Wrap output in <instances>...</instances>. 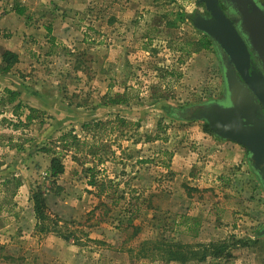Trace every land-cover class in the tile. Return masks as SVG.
Here are the masks:
<instances>
[{
  "label": "rangeland",
  "instance_id": "rangeland-1",
  "mask_svg": "<svg viewBox=\"0 0 264 264\" xmlns=\"http://www.w3.org/2000/svg\"><path fill=\"white\" fill-rule=\"evenodd\" d=\"M9 2L28 7L22 23L33 11L34 33L0 30V41L12 39L25 49L11 70L19 98L0 104V264H180L140 258V244L155 240L230 246V257L186 264H264V189L248 153L194 118L225 98L218 49L191 24L204 7L197 0ZM69 7L83 15L64 14ZM176 12L191 19L168 28ZM72 19L67 42L52 37L54 25ZM202 38L211 42L208 51L177 50ZM231 81L242 89L236 73ZM110 98L123 102L110 105ZM17 104L21 109L13 112ZM29 108L41 117L17 126ZM117 116L137 124L130 128L136 134L110 137L103 165L86 156L88 146L74 155L57 143L70 130L82 139V125ZM44 149L64 165L53 183ZM93 166L105 186L88 185L84 169ZM13 177L18 186L4 184ZM37 189L46 200L48 232L35 228L31 197Z\"/></svg>",
  "mask_w": 264,
  "mask_h": 264
},
{
  "label": "water",
  "instance_id": "water-1",
  "mask_svg": "<svg viewBox=\"0 0 264 264\" xmlns=\"http://www.w3.org/2000/svg\"><path fill=\"white\" fill-rule=\"evenodd\" d=\"M225 1L240 16V28L246 35L248 48L232 21L220 9L218 0H197L209 14V18L196 14L191 19V24L216 45L221 60L223 56L227 57L222 63L224 100L229 104H208L198 110L194 118L205 121L217 137L238 144L246 150L264 189V167L261 168L264 164V126L263 121L258 120V115L264 111V75L248 74L250 53L264 71V6L256 0ZM233 68L255 98L243 86L238 90L235 81H231L235 73Z\"/></svg>",
  "mask_w": 264,
  "mask_h": 264
},
{
  "label": "trees",
  "instance_id": "trees-1",
  "mask_svg": "<svg viewBox=\"0 0 264 264\" xmlns=\"http://www.w3.org/2000/svg\"><path fill=\"white\" fill-rule=\"evenodd\" d=\"M12 10L18 16L23 15V8L20 7L18 4L13 5ZM174 17L171 21L167 22L168 28H176L179 25H182L189 21L191 18L183 13V12H176L171 13ZM87 31L92 32L95 36L99 34L93 32L92 29L87 28ZM48 33L50 32L47 29ZM54 38L49 39L51 44H54ZM92 44H99V41L95 39L91 41ZM211 47V42L207 38H202L197 40L196 42H185L181 44L180 47L177 49L179 52L189 55L191 53H197L199 51H208ZM18 63V57L16 54L5 51L0 56V74L6 75L10 73L12 68ZM18 99V93L3 89L0 91V104L3 106L13 104ZM120 100L116 99H109L108 104L115 105L121 104ZM21 109L20 104H17L13 108V112L19 111ZM35 109L29 108L28 114L24 117V122H18L17 126L28 127L33 120H38L41 115ZM18 116V115H17ZM19 117V116H18ZM131 127H137V124L128 122L127 120L121 117H115L113 120L109 121H96L92 123H86L82 125L81 132L84 135V138L79 139L75 134L74 130H70L67 133L62 134L58 139L57 143H60L62 149H71L73 154L81 153V148L84 146H88V151L86 152V156H90L93 160H97L100 165H103L106 161H108V157H106L107 152H102L105 149H109L108 141L111 140L113 143L114 140L110 137H114L115 134H118L121 138H127L128 140L132 139V136L136 134V131L130 130ZM205 131L207 133H211V131L205 126ZM89 137L92 141V144H88L85 140ZM117 139V138H115ZM111 144V143H110ZM45 153L51 155L49 170H48V179L54 182V180L63 174L64 172V165L62 163L61 158L58 156L54 150L44 149ZM111 156H115L114 152H110ZM170 157V156H169ZM104 162V163H103ZM98 169L96 166L93 168H85L84 173H89V186H95L96 184H100V186H105V184L100 183L96 179V175L99 174ZM103 172V170H102ZM15 183V186L19 185V182L16 178H12V180H6L4 184L8 183ZM111 184V183H110ZM113 185V184H111ZM32 202V210L34 214V218L36 220L35 228L39 232H48L49 229L46 226L45 221L48 220L47 217V205L46 200L43 193L37 189L35 192L32 193L31 197ZM57 236H60L64 240H68L69 236L62 235L59 231L53 230ZM230 246L228 245L227 241H215L209 242L206 244H196L195 246L187 245V244H176L172 242H166L162 240H155V241H145L140 244L138 249V256L140 258L146 257H153L156 261H161L164 263H180L186 264L188 262H196V263H204L208 258L219 259L222 257H230L229 253Z\"/></svg>",
  "mask_w": 264,
  "mask_h": 264
},
{
  "label": "crops",
  "instance_id": "crops-1",
  "mask_svg": "<svg viewBox=\"0 0 264 264\" xmlns=\"http://www.w3.org/2000/svg\"><path fill=\"white\" fill-rule=\"evenodd\" d=\"M20 1H22V0H20ZM51 1L52 0H40L41 4L51 2ZM68 1L70 4H73V2H77L78 0H67V2ZM9 3H10L9 0H0V13H1L0 30H5V29L9 30L10 29L11 32H14V30L12 28H15L16 30L19 28H22L21 31H23L24 35H26V36L32 35L34 33V30L30 26V23H28V20L32 19L34 14H31V13H33V11H31V13H30L31 9L29 8L28 13H30V14L26 13L28 19H27V24H25V21L22 23V19H20L21 17L18 16L17 14H15V12L12 10V8H13L12 2L10 4ZM22 3H24V2H22ZM20 7H22V6L20 5ZM26 7L27 6H25V8H23V10H24L23 14H25V12L27 11L28 7L27 8ZM70 11H72V12H70ZM64 14H72L73 17L83 15V13L76 12L75 8H70V7L67 9V12ZM75 26L76 25L74 24L73 19L70 20L69 23H67L66 21H61L59 24L54 25V29H53L51 35H52V37L56 38V40L60 39L62 42H67L68 41L67 39H69V37L71 36L70 33H71V31H73L72 29L75 28ZM40 31L41 32H39L38 34H40L42 36L41 33L43 32V29H41ZM68 35H70V36H68ZM12 43H13L12 39H10V40L5 39V38L1 39V41H0V56L3 52L9 51V52H12V53L17 55L18 62L22 61L24 59L25 49L21 50V47L16 48L15 45H12ZM14 78H15L14 74H12L11 71H10V73H8L6 75L0 74V87H1V89L6 88V89H10L14 92H16V91L18 92L19 90H17V86H16L17 82ZM20 99L22 100V98H20Z\"/></svg>",
  "mask_w": 264,
  "mask_h": 264
},
{
  "label": "flooded vegetation",
  "instance_id": "flooded-vegetation-1",
  "mask_svg": "<svg viewBox=\"0 0 264 264\" xmlns=\"http://www.w3.org/2000/svg\"><path fill=\"white\" fill-rule=\"evenodd\" d=\"M218 4H219V7L220 9L222 10V12L224 13V15L230 20L232 21L233 25L235 26L238 34L240 35V37L242 38V40L244 41L243 39V36L241 35L240 33V16L238 13H235L234 10H232V7H230V4L228 2H226L225 0H218ZM203 15L205 18H209V14L205 11L204 9V12H203ZM247 41V40H246ZM245 45L247 46L248 48V45L247 43L244 41ZM250 51V50H249ZM224 58H227L226 55L222 57V60ZM234 72L236 73L237 75V78L238 80L240 81L241 85L243 86V89L247 91V93H249V95L252 97V98H255L253 96V94L248 90L247 86L245 85L244 81L240 78V76L238 75V73L235 71V69L233 68ZM253 73H257V74H263L264 71H263V68L262 66L256 62V60L254 59V56L253 54L250 53V63H249V69H248V74L250 76H252ZM264 75V74H263ZM255 101V100H254ZM257 103V102H256ZM222 104H224L225 106H227L229 103H227V101H222ZM257 113V111H256ZM260 114L262 115H258V120H262L263 121V126H264V111L260 112ZM264 167V164L261 166V168Z\"/></svg>",
  "mask_w": 264,
  "mask_h": 264
}]
</instances>
